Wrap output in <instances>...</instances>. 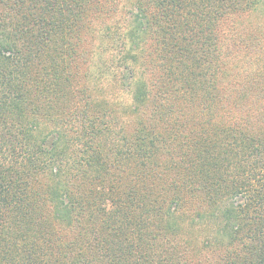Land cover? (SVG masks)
<instances>
[{
  "label": "trees",
  "instance_id": "obj_1",
  "mask_svg": "<svg viewBox=\"0 0 264 264\" xmlns=\"http://www.w3.org/2000/svg\"><path fill=\"white\" fill-rule=\"evenodd\" d=\"M0 264H264V0H0Z\"/></svg>",
  "mask_w": 264,
  "mask_h": 264
}]
</instances>
